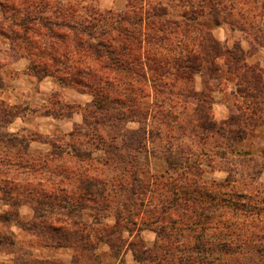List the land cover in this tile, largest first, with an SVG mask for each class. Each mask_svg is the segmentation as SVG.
Wrapping results in <instances>:
<instances>
[{"label":"rangeland","instance_id":"1","mask_svg":"<svg viewBox=\"0 0 264 264\" xmlns=\"http://www.w3.org/2000/svg\"><path fill=\"white\" fill-rule=\"evenodd\" d=\"M131 1L135 6L146 3L145 10L156 3L86 4L100 12L123 13ZM160 1L173 17L187 9L183 0ZM189 4L197 18L193 23L217 42L220 57L213 62L209 58L191 74L184 60L187 52L209 46L200 39L194 43V32L193 40L177 45L180 38L175 37L160 46L145 44L146 50L153 49L152 60L163 67L161 80L173 83L175 100L143 98L136 113L141 114L139 122L119 120L118 115L127 112L124 98L109 106L108 119L92 107L90 91L59 76L29 71V65L42 61L35 46H12L0 34V245L10 262L54 264L37 259V249L54 247L52 240L60 234L69 233L66 242L72 244V233L84 230L89 240L82 246L74 243L76 249L67 247L73 251L71 264H264V0H189ZM146 58L140 53V60ZM192 93L208 102L206 112L222 124L220 134L196 126L195 102L188 97ZM215 102L228 105L226 119L215 120ZM166 109L177 115L175 122L163 113ZM134 130L143 138L140 153L134 151L139 142ZM169 159L188 166L163 177ZM214 184H225L227 191L244 198L235 194L232 201L238 203L224 209L217 204L216 213L210 208L212 223L206 224L205 233L184 230V222L192 225L193 203L198 199L192 185ZM174 188L175 194L169 192ZM168 202L179 208L177 214L154 222L156 215L148 211ZM21 206L32 210L28 221L19 217ZM121 214L129 221L117 225L120 235L114 226ZM73 222L76 227L70 226ZM50 224L61 226L57 234ZM161 224L159 238L153 228ZM102 229L111 231L116 247L97 239L104 234Z\"/></svg>","mask_w":264,"mask_h":264},{"label":"trees","instance_id":"2","mask_svg":"<svg viewBox=\"0 0 264 264\" xmlns=\"http://www.w3.org/2000/svg\"><path fill=\"white\" fill-rule=\"evenodd\" d=\"M87 1L92 2V0H0V34L5 35L11 41L12 46H35L34 53L41 55L42 61L29 65V71L41 73L42 77L59 76L60 80L64 79L72 85L90 91L94 98L92 107L103 117L107 115L108 119L111 118L108 116L109 106L119 105L118 101L122 98H124L123 103L128 107L127 112L118 115L119 120L128 118V121L131 122H139L141 114L137 115L136 113H139L137 111L143 98L159 96L167 101L175 100L172 98L171 92L173 83L161 80L164 75L163 67L157 61L152 60L153 49H150L151 52L146 50L143 48L145 44L160 46L169 41L171 37H175L180 38L177 40V45L179 42L193 40L190 35L194 32V43L200 39L205 44L208 43L209 46H198L190 54L189 51L187 52L184 60L189 63L191 74L200 71L204 63L208 64L209 58L213 62V59L215 61L220 57V48L217 42L211 40L208 33L202 31L197 22L193 23L197 18L190 11L189 0H183L184 7L187 9L176 17L169 15L166 6L160 0L148 4L149 10L144 9L146 3L135 6L134 1L127 2V10L123 13H113L110 10L100 12L89 3L86 4ZM141 1L144 0L139 2ZM229 8L233 9L231 6ZM215 13L217 14V11ZM149 17V21H146V18ZM140 53L147 55L146 59L150 63H146V59L140 60ZM208 53H212L213 56L210 57ZM143 67L146 68L145 72L141 71ZM188 97L195 102L193 121L196 122V126L205 133L220 134L222 124L215 122L207 114L205 106L208 105V102L201 95L199 97L195 93ZM161 102L163 104L162 100ZM203 104L205 105L203 106ZM163 113L170 120H174L177 116L176 114L172 115V111L167 109L163 110ZM175 128L180 129L181 127L176 126ZM132 134H135L139 141L137 146H134V151L140 153L139 146L143 138L135 130ZM219 153L221 155V152ZM187 166V162H174L169 159L167 168L161 174L166 177L171 170L184 169ZM178 180L182 179L178 178ZM184 181L186 185L189 184L187 180ZM192 186L195 187L194 194L198 195L195 196V199H198L193 200V202L195 201L193 205L195 204L196 208L194 206L192 208V225L184 222L182 227L184 230L191 229L193 232L197 230L198 235L205 233L208 229L206 224L212 223L213 215L210 214V208L216 213L219 208L224 209L227 206L236 205L238 202L232 201L235 194L238 199L244 198V194L235 193L234 190L227 191L225 184H214L212 188H205L203 185ZM175 189L169 192L175 194ZM101 194L98 192L96 195L100 196ZM221 196L222 198H220ZM202 197H205V200ZM170 204L168 202L165 206L148 211L151 215H156V220L153 219L154 222H157L158 219L162 220L164 215L168 216L171 212L177 214L179 208ZM217 204H220L219 208ZM128 221V215H118L114 230L119 231L118 233L121 235L117 225L122 222L120 227H123L124 223H128ZM91 224H96V222ZM173 224L172 220L171 225ZM76 225L77 223L73 222L70 226L76 227ZM163 227L161 224L158 228H153L158 237L160 235L158 231ZM49 228L52 233L57 234L61 226L50 224ZM27 230H31L30 226L27 227ZM102 230L104 234L97 236V239L104 240L111 248L116 247L117 245L109 237L111 231ZM124 230L130 233V229L124 228ZM85 232L84 230H77V233L74 231L72 244L66 242V238L67 240L70 238L69 233L66 234V237L61 234L57 235L51 245L76 249V244L81 245L83 242L82 245H84L89 240V233L85 234ZM84 237H88V239L82 240ZM225 244H221L220 248L224 250Z\"/></svg>","mask_w":264,"mask_h":264},{"label":"crops","instance_id":"3","mask_svg":"<svg viewBox=\"0 0 264 264\" xmlns=\"http://www.w3.org/2000/svg\"><path fill=\"white\" fill-rule=\"evenodd\" d=\"M243 48V46H242ZM244 49V48H243ZM251 59H256L255 56L250 57ZM228 105L223 102H215L213 104V114L214 118L217 121L224 120L227 117L228 114ZM264 177V174H263ZM19 217L25 221H28L32 217V210L29 208V206H21L18 210ZM21 233L27 234L29 238H33V235L18 229ZM26 247L28 244L25 245ZM37 259L39 260H47V261H54V264H71L73 259V251L70 248L67 247H47L42 246L39 249H37ZM7 257L8 262L9 256L5 255L1 251V245H0V264H5ZM10 264H13V261L10 262Z\"/></svg>","mask_w":264,"mask_h":264}]
</instances>
